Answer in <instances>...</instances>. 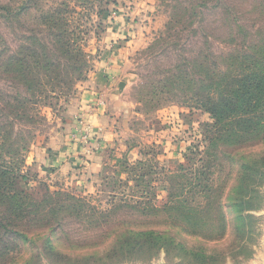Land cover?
I'll return each mask as SVG.
<instances>
[{"label": "rangeland", "instance_id": "rangeland-1", "mask_svg": "<svg viewBox=\"0 0 264 264\" xmlns=\"http://www.w3.org/2000/svg\"><path fill=\"white\" fill-rule=\"evenodd\" d=\"M49 13L70 22V27L63 25V29L79 28L82 48L90 56L84 77L59 101L53 100L50 92L47 100L38 94L30 96L17 75L4 72L8 56L16 54L31 34L46 43L52 58L60 57L49 44L51 25L43 19ZM263 39L264 0H0V123L6 126L13 122L12 138L19 134L26 138L21 154L26 189L42 195L40 187L45 183L51 192L73 194L91 207L111 209L107 224L99 222L106 227L91 229L72 217H64L59 227L52 217L43 224L26 214L19 220L0 206V217L7 226L26 232L32 239L25 242L0 229V264H64L68 257L84 260L100 256L112 243L114 230L132 227H156L172 238L173 246L119 264H255L254 255L263 250L264 181L257 182L256 192L251 193L250 202L256 208L247 211L250 217L245 220L248 229L243 236L236 229L241 224L235 218L236 206L227 200L215 203L209 216L200 213L192 220H182L175 213L146 216L123 205L145 206L147 200H138L140 194L135 191H150L166 183L163 178L175 173L178 164L189 165L185 155L195 152L192 157L200 165L197 159L208 116L193 106L187 86H183L185 93L159 88L156 90L163 93L157 95L152 94L153 88L169 80L177 67L187 69L189 78L197 81L201 61L220 65L222 56L234 49L253 48ZM99 63L117 79L119 95L106 115L112 133L105 135L107 146L100 171L90 177L83 175V162L78 161L76 171L70 170V174L68 170L55 176L41 173L38 164L31 162L30 152L61 130L66 111ZM16 98L27 100L28 119L11 114ZM88 106L90 111L94 107ZM85 114L84 109L79 111L76 134L83 148L91 149V141L102 131L98 127L93 131ZM262 153L264 142L243 148L222 147L214 179L228 192L240 178V163H252ZM136 161H142L137 174H145L144 182L137 183L128 173ZM142 166L144 170H140ZM245 181L254 185L251 178ZM164 192L161 187L155 190L158 200L164 199ZM222 220L226 230L218 237L216 227H221ZM47 226L56 231L51 233Z\"/></svg>", "mask_w": 264, "mask_h": 264}, {"label": "trees", "instance_id": "trees-1", "mask_svg": "<svg viewBox=\"0 0 264 264\" xmlns=\"http://www.w3.org/2000/svg\"><path fill=\"white\" fill-rule=\"evenodd\" d=\"M63 18L65 19L64 16ZM43 19L51 25L49 44L60 57L52 58L46 43L31 34L16 54L8 56L4 72L17 75L30 96L38 94L37 96H44L47 100V93L50 92L51 98L59 101L74 91L75 84L84 77L90 56L82 48V32L78 27L70 31L63 29V25L70 27V22L67 23L62 17L57 20L54 13L47 14ZM206 60L201 61L198 66L200 78L197 81L189 78L187 69L180 70L177 67L175 70H179L178 73L172 72L169 80L160 87H154L152 91L153 95L163 93L156 90L159 88L185 93L186 91H182L183 86H187L193 106L208 116V122L203 123V147L197 159L200 165H196V157H192L196 156L195 152H191L192 156L185 155L189 165L185 167L178 164L175 173L161 179L166 183L151 187L150 191H135V194H140L138 200H147L145 206L138 207V203L124 204L123 207L134 209L146 216L175 213L182 220H190L193 216L198 218L200 213L209 216L210 210L215 209V203L220 204L222 200H227L231 206H236L235 218L241 222L236 229L243 236L247 228L245 220L250 217L247 211L256 208L251 205V193L256 192L259 186L255 185L257 182L264 181V153L259 154L252 163H240V178L228 192H224V187L217 183L214 175L222 147L243 148L250 143L264 142V39L253 48L242 47L227 53L221 57L220 65ZM191 65L192 68L196 66ZM15 101L17 104L11 106V114L18 119L26 118L27 100L16 98ZM48 105L52 106L53 102ZM13 124L7 122L4 126L0 123V206L19 220L26 214L32 216L33 221L43 224L47 222V217H52L57 227L62 226L64 217H72L89 224L91 229L101 228V221L107 224L111 209L91 207L82 197L73 194L51 192L45 183L40 187L42 195L26 189L28 179L21 171L25 164L21 154L26 148V138L21 134L12 138ZM141 165L142 161H136V167L131 172L128 171L137 183L144 182L145 174H137L138 166ZM143 168L145 167L142 166L140 170ZM150 170L148 169L149 173ZM246 176L251 178L254 185L245 181ZM160 187L165 191L162 200H158L155 195V190ZM201 208L205 211H200ZM0 229L22 238L25 242L32 241L26 232L10 229L1 217ZM48 229L51 233L56 231L52 226H47ZM216 229L219 232L217 236H222L226 230V221L222 220L221 227ZM113 234L112 243L100 256L95 254L84 260L68 257L64 264H119L142 258L144 254L152 256L160 250L167 251L166 248L174 243L171 237L156 227L125 228L114 230Z\"/></svg>", "mask_w": 264, "mask_h": 264}, {"label": "crops", "instance_id": "crops-1", "mask_svg": "<svg viewBox=\"0 0 264 264\" xmlns=\"http://www.w3.org/2000/svg\"><path fill=\"white\" fill-rule=\"evenodd\" d=\"M103 67L105 64L99 63L98 70L85 82L87 84L81 88L82 92L79 98L66 111V122L55 137L36 146L33 153L30 152L31 162L38 164L41 173H51L55 176L63 170L76 171L75 166L78 161L83 162V166H81L83 175L90 177L100 171L104 159V148L107 146L105 135L112 133V123H107L110 119L106 115L108 109H113L119 99L116 91L118 81ZM96 101L97 103H95ZM89 104L94 106L91 111ZM81 109L85 110V116L88 122L92 124L91 129L95 131V127H98L101 128L99 131H102L91 141V149L90 147L89 149L83 148L76 134L77 127L80 126L77 117ZM101 137L104 138L101 139ZM96 140L97 144L94 143ZM94 145L95 147H93ZM261 247L263 250L257 251L254 255L257 260L254 261L255 264H264V237Z\"/></svg>", "mask_w": 264, "mask_h": 264}]
</instances>
